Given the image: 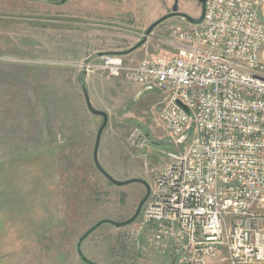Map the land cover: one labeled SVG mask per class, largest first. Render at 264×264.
Returning <instances> with one entry per match:
<instances>
[{
    "label": "rangeland",
    "instance_id": "obj_1",
    "mask_svg": "<svg viewBox=\"0 0 264 264\" xmlns=\"http://www.w3.org/2000/svg\"><path fill=\"white\" fill-rule=\"evenodd\" d=\"M174 4L177 12L191 17H199L202 12L198 0H66L63 4L54 0H0V58L24 59L21 65L0 62V90L7 94L0 97V117L2 112L9 115L4 121L5 128L26 127L27 143L20 147L0 146V154L25 153L22 154L27 156L20 167L21 175L30 182L39 171L44 173V182L49 176V183L58 191L57 199L54 200V196L52 199L59 204L57 218L53 219L43 240L27 243L26 256L0 257V264H84L76 251L79 236L99 219H127L145 194L141 182L114 184L94 164L93 146L102 118L87 108L84 85L92 107L108 114L97 158L113 178L139 177L150 186L156 169L165 163L167 152L181 150L183 143L168 136L157 119L158 102L162 97L159 90L152 87L138 95L142 88H136L137 84L108 76L98 69L87 72L86 76L85 70L75 65L83 60L96 61L100 53H105L97 48H101V44H119V37L125 32L95 26L91 35L74 24L66 27L63 22L79 19L101 21L115 27L127 24L142 31L139 42L147 27L168 13ZM260 16L264 20V6ZM171 17L179 15H172L152 28L153 38L144 41L148 50L142 58H126L121 53L127 51L114 53L133 62L157 55L161 49L154 38L165 34L167 27L172 26ZM84 43H93L94 50L87 59L79 60L83 56L75 55V49ZM35 77L37 86L39 80L42 82L37 93L32 83ZM7 80L11 84L26 85L21 108L30 113L28 121L18 122L11 117L17 115L12 113L18 106L13 96L8 95L15 90H7ZM134 125L150 134L142 148L127 141ZM40 136L43 144L34 145ZM46 194L45 202L46 197L51 199L49 192ZM132 225L100 224L81 242L82 253L99 264H171L166 250L142 241L137 244L130 236Z\"/></svg>",
    "mask_w": 264,
    "mask_h": 264
},
{
    "label": "built area",
    "instance_id": "obj_2",
    "mask_svg": "<svg viewBox=\"0 0 264 264\" xmlns=\"http://www.w3.org/2000/svg\"><path fill=\"white\" fill-rule=\"evenodd\" d=\"M263 6L205 0L200 22L167 27L157 55L75 62L162 94L157 119L183 147L156 169L129 232L177 264H264ZM127 141L142 148L147 135L134 125Z\"/></svg>",
    "mask_w": 264,
    "mask_h": 264
},
{
    "label": "crops",
    "instance_id": "obj_3",
    "mask_svg": "<svg viewBox=\"0 0 264 264\" xmlns=\"http://www.w3.org/2000/svg\"><path fill=\"white\" fill-rule=\"evenodd\" d=\"M176 16V15H175ZM171 21L169 24L172 26H179L183 29H186L190 26L191 22L187 19L179 15V17H171L169 18ZM59 21V20H58ZM66 24V27L78 26L80 30L93 34L92 31L96 29L95 26H99L101 28L105 27H112L109 31H115L117 33H123L121 37H119V44L115 45L112 43L101 44V48L98 51H105V52H117V51H127L126 53H121L126 58H131L134 60L142 58V54H145L146 50H148L145 44H141L134 48V45L137 44L139 37L142 31H139L138 28L133 29L129 25L125 26H118L115 27L113 24H105L101 21H91V20H67L63 21ZM142 25V24H141ZM85 26V28H83ZM83 28V29H82ZM136 30H138L136 32ZM144 30V29H143ZM79 32V31H78ZM145 32V31H144ZM80 33V32H79ZM165 34L160 35L159 37H155L156 41L165 39ZM117 40V39H115ZM91 44H83L80 48L75 49V55H82L83 58L79 59H87L90 55L91 50L94 48ZM92 48V49H91ZM97 51V52H98ZM79 55V56H80ZM24 61V59L20 58H13V59H2L0 58V62L13 64L12 62H18V65H21L20 62ZM15 64V63H14ZM25 71V70H24ZM16 72V71H14ZM90 73V72H89ZM89 73H84V75ZM86 75V76H88ZM123 79L122 77H115ZM24 79V78H23ZM21 78L18 79L20 82ZM124 80V79H123ZM8 81V80H7ZM125 81V80H124ZM8 91H13L14 94H8L13 96L15 106L17 105L18 108L12 113L15 115V120L17 119L18 122L21 121H28V114L26 111L22 110L23 105V97L25 96L26 85L23 83H14L11 84L8 81ZM40 82V83H39ZM37 86V78L32 80L33 86L35 88V92L41 90L42 82L39 80ZM126 82V81H125ZM14 85V86H12ZM142 88L141 86H136V88ZM12 88V90H11ZM3 90V89H2ZM1 91V90H0ZM7 91V92H8ZM7 94L4 91L0 92V97H5ZM35 97L37 95L35 94ZM35 113L36 111H31V114ZM11 114V113H9ZM28 114V115H27ZM0 117V122L3 124L0 125V146L4 145H13V146H25L27 143L24 139L26 136V127L21 128L20 125H11L10 128L4 127L6 126L4 121L8 120L9 115H5L3 112ZM3 115L5 117H3ZM32 116V115H30ZM7 117V118H6ZM23 131V134H21ZM43 138L35 140L34 145L40 146L43 144L41 141ZM13 140V141H11ZM25 153H19L14 155H5L0 154V257H10L12 255L22 257L26 256L27 243L32 241H42L44 235L48 231V228L53 225V219L57 218V212L59 209L58 202L53 201L55 198L57 199L58 191L49 183V176L48 179L46 178V182H44V173L39 171L35 173V179L31 182L28 179L21 175L20 167L23 166L22 164L25 162V158L27 155H22ZM23 162V163H22ZM19 168V170H18ZM25 173V170H24ZM44 183H48L46 186V191H44ZM33 185V186H30ZM49 192V196L51 199L46 197L44 201V194ZM48 196V195H47ZM45 206V207H44ZM44 210H47L48 213H43ZM45 214V215H44ZM40 251V250H39ZM35 252V251H34ZM36 256L37 254L34 253Z\"/></svg>",
    "mask_w": 264,
    "mask_h": 264
},
{
    "label": "water",
    "instance_id": "obj_4",
    "mask_svg": "<svg viewBox=\"0 0 264 264\" xmlns=\"http://www.w3.org/2000/svg\"><path fill=\"white\" fill-rule=\"evenodd\" d=\"M201 5H202V12H203V5H204V1L205 0H198ZM202 12L200 14L199 17H191L189 15H186V14H183V13H179L177 12V7H176V4L173 5L172 7V10L168 13H166L165 15H163L162 17L158 18L156 21H154L152 24H150L147 29L145 30V34L147 35L153 27H155L158 23L162 22L163 20H165L166 18L172 16V15H181L182 17H184L185 19H187L189 22L191 23H198L201 21V18H202ZM144 37L142 40H140L136 46L138 45H141L143 42H144ZM148 89H151V86H145V87H142V89H140V91L138 92V95H140L143 91L145 90H148ZM83 93H84V98H85V103H86V106L87 108L94 114H97L99 116H101L102 120H101V123L97 129V132H96V135H95V141H94V146H93V161H94V164L96 165V167L98 168V170L103 173L107 179L109 181H111L112 183L114 184H118V185H123V184H127V183H130V182H135V181H138V182H141L144 187H145V194L144 196L141 198V200L139 201V203L137 204V207L134 211V213L128 217L127 219L125 220H122V221H116V220H112V219H109V218H102V219H99L98 221H96L93 225H91L86 231H84L78 238L77 242H76V251L78 253V255L80 256L81 260L83 262H86L88 264H98L97 262L93 261V260H90L88 259L86 256H84V254L82 253L81 251V242L83 241V239L89 234L91 233L97 226H99L100 224L104 223V222H109V223H112L113 225H115L116 227H121V226H125L127 224H130L132 223L139 215L140 211H141V208H142V205L144 204V202L146 201L148 195H149V191H150V186L148 184V182L146 180H144L143 178H139V177H132V178H128V179H124V180H118V179H115L113 178L99 163L98 161V158H97V150H98V146H99V141H100V137H101V133L105 127V125L107 124V121H108V114L106 111L104 110H98V109H95L92 107L90 101H89V98H88V95H87V92H86V89L84 88L83 89ZM176 102L182 106V108L190 115V111L188 110V108L183 104L181 103V101L179 100H176ZM180 139H177L176 141H180ZM175 255L171 258V264L174 262L175 260Z\"/></svg>",
    "mask_w": 264,
    "mask_h": 264
},
{
    "label": "flooded vegetation",
    "instance_id": "obj_5",
    "mask_svg": "<svg viewBox=\"0 0 264 264\" xmlns=\"http://www.w3.org/2000/svg\"><path fill=\"white\" fill-rule=\"evenodd\" d=\"M66 2V0H54V3H59V4H63V3H65ZM172 10V8L170 9V11ZM170 11H168V12H170ZM143 206V205H142ZM171 258H172V256L170 257V262H171ZM177 263V261H176V258H175V260H174V262H173V264H176Z\"/></svg>",
    "mask_w": 264,
    "mask_h": 264
},
{
    "label": "trees",
    "instance_id": "obj_6",
    "mask_svg": "<svg viewBox=\"0 0 264 264\" xmlns=\"http://www.w3.org/2000/svg\"><path fill=\"white\" fill-rule=\"evenodd\" d=\"M138 46H139V45H138ZM136 47H137V46L135 45V46H134V48H136ZM83 87L85 88V85H84ZM84 88H83V89H84ZM144 133H145L147 136H149V135H150V134H149L147 131H146V132H144ZM90 260H91V259H90ZM95 262H96V261H95ZM83 263H84V264H88V263H86V262H83ZM98 264H99V263H98Z\"/></svg>",
    "mask_w": 264,
    "mask_h": 264
}]
</instances>
